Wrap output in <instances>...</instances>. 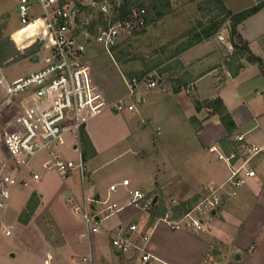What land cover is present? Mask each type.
<instances>
[{"label":"crops","instance_id":"crops-1","mask_svg":"<svg viewBox=\"0 0 264 264\" xmlns=\"http://www.w3.org/2000/svg\"><path fill=\"white\" fill-rule=\"evenodd\" d=\"M203 1L206 0H171V4L174 8L178 6V11L183 9L180 14L183 16L189 6V17H184V21L190 23L199 15L197 5ZM220 1L227 10L237 13L262 0ZM190 8L194 9V16L190 15ZM37 13L40 14L39 11ZM32 22L31 25L38 24L34 30L24 34L20 45L12 42L19 52L34 50L28 57L36 65L35 71L41 67L49 47L47 36L38 30L41 29L40 22ZM28 27L20 25L18 29ZM226 27L228 21L213 36L199 42L195 38L200 33L199 26L191 30L190 34H185L183 37L186 39H182L180 32H172V37H169L170 34L166 41L163 40L161 52L173 56V68H163L159 74L156 70L142 73L152 66L143 69L140 63L130 64L114 51L133 33L128 34V37L120 35L113 56L98 46L112 62L116 75L110 71L101 73L99 77L91 75V64L96 63L99 57L95 56L100 53L86 58L84 51L81 60L88 68L89 79L104 107L99 115L90 119L82 128L91 145L84 160L80 143L76 145L71 135L65 137L64 145L58 149L66 160H82L85 168L84 182L80 180L77 171L67 178L53 171H43L41 164L45 159L44 153H39L35 160L34 157L27 164L16 159L8 149L5 133L18 129L17 117L24 109L26 96L19 97L9 107L0 108V199L5 194L11 198L7 209L3 207L0 212V250H7L6 257L9 258L2 264H202L207 257L215 258L220 264H264L263 156H257L251 161L255 176L246 181L237 196L223 198L216 211L202 217V232L168 228L163 221L164 216L158 214L164 211L171 219L177 220L183 214H176L173 207H160L155 210V215H151L148 212L125 211L131 207L128 206L104 220L99 234L85 240L81 237L84 232L82 218L72 212L68 203V199L81 201L83 196L93 197L96 193L99 200L104 199L108 187L115 184L117 193L112 199L124 205L129 197L125 187L120 185L123 180H129L131 188L143 190L144 186L141 177L137 175V165L104 171L107 163L120 159L121 153L113 150L132 151L136 156L133 161L136 162L145 161L148 155L158 151L160 161H163L162 167H149V173H142V176H147L143 183L164 189L162 183L167 181L179 189L181 182H184L189 190L188 198H192L182 202L187 201L192 207L203 194L205 186L221 185L227 180L228 167L218 159V154L228 155L238 150L239 145L234 140L236 135H243L248 143L264 145V78L257 65L247 61V53L242 49L246 47L252 55L264 62V7L236 27L233 42L237 48L231 43ZM218 34L224 36V41L218 40ZM177 36H181L179 40L170 43V38L176 39ZM79 39L85 48H93L87 39ZM33 56H37V61L31 60ZM2 68L0 65V77H3ZM226 72L230 77L226 76ZM141 73L152 74L156 87L148 89L141 85L130 98L134 110L116 113L111 109L113 103L108 104L107 99L115 96V102L126 96L123 78L139 77ZM168 76L176 81L165 82L163 78ZM216 97L222 100L234 122L235 129L232 132L226 130L212 109L203 107L195 110L193 99L203 102ZM12 124L15 125L13 128ZM149 124L156 125V133L145 130ZM210 147H215L216 151L210 152ZM111 151L113 153L105 158ZM124 170L131 172V175L121 176ZM168 171L171 172L170 176H167ZM32 172L39 175L38 181L32 179ZM23 183H27V186ZM49 189L51 192H48ZM32 195L36 198L35 203H32L33 211L27 219L20 221V214ZM91 208L97 206L91 204ZM45 216L55 233L56 242L53 244L46 239L37 224ZM129 224L137 226L132 239L141 235L148 236L147 251L152 256L148 263H143L137 255H122L109 244L106 230H115ZM15 249L19 252L23 250L19 262L16 261ZM85 257L90 260L84 262L82 259ZM22 261L25 262L20 263Z\"/></svg>","mask_w":264,"mask_h":264},{"label":"built area","instance_id":"built-area-1","mask_svg":"<svg viewBox=\"0 0 264 264\" xmlns=\"http://www.w3.org/2000/svg\"><path fill=\"white\" fill-rule=\"evenodd\" d=\"M93 4L95 0H18L17 12L20 25L30 26L32 20L33 24L39 21L41 29L38 30L48 39V53L43 57L39 69L10 84L6 83L2 76L0 77V108L9 107L19 97L26 96L24 109L17 117L18 129L16 128L17 130L12 133H5L9 151L16 159L26 164L39 153H44L42 169L56 172L62 178H67L77 171L82 182L85 181L82 160L77 162L66 160L58 149L64 145L67 135H71L76 145H79L83 126L96 117L104 107L95 86L89 79L88 68L81 60L85 45L73 34L79 8ZM35 7L39 9L40 14L34 15ZM144 14L143 8L135 9L127 19L99 28L94 37L95 43L110 54L120 35H127L144 28ZM217 38L219 41H224L222 34H218ZM226 76L230 77L229 73L226 72ZM123 82L127 95L118 98L112 104L116 113L134 110L130 98L141 85L152 89L157 84L152 74L123 78ZM14 126L12 124V128ZM234 140L239 145L237 151L228 155L218 154V159L228 167L227 180L221 185L205 186L197 203L179 219H171L169 214H165L163 221L170 229L204 231L202 217L216 211L223 198L236 197L246 181L255 176V168L251 165V161L257 156L264 157V145L248 143L243 135H236ZM209 151L216 149L210 147ZM31 176L34 181L39 180L37 173L32 172ZM23 185L27 186V183ZM120 185L125 187L129 197V201L124 205L112 199L117 193L115 184L108 187L104 199L95 201L91 195L83 196L81 201L68 199L72 212L78 214L85 225V230L81 234L83 239L89 240L92 235L99 234L102 222L125 207L131 206L141 212H148L151 209L153 200L149 199L146 193L131 188L127 179ZM7 197V194L3 196V198ZM91 204H95L97 208L92 209ZM2 207L0 201V212ZM136 230L135 224H129L115 230L108 229L106 234L110 246L115 251L122 255H137L143 263H148L152 259L147 251L148 236L141 235L137 239H132V234ZM82 260L86 262L90 258L85 257Z\"/></svg>","mask_w":264,"mask_h":264},{"label":"rangeland","instance_id":"rangeland-1","mask_svg":"<svg viewBox=\"0 0 264 264\" xmlns=\"http://www.w3.org/2000/svg\"><path fill=\"white\" fill-rule=\"evenodd\" d=\"M141 2L142 3L140 4L146 5L149 14L150 10H149L148 0H141ZM204 2L205 1L197 5V8L201 6L202 10L200 11L198 9L199 15L197 13L198 15L196 16L197 18L194 17V20L190 23L184 21V17L186 18L189 17L188 16L189 6L186 7L184 16L180 15L183 13V9L178 11V6L174 8L172 4H170L171 8L168 14L164 15L160 19H156L155 15L153 13H150L149 18L152 19L151 21H149L150 23H148L141 32H133V34L129 37L128 34L127 35L124 34L128 38L123 40L117 46L116 49L113 48L114 51L116 50L118 56L122 57L126 61H129L130 64L140 63L143 66V69L145 66L146 67L152 66V68H149L142 73L156 70V72H158L159 74V71H161L163 68H168V69L171 67L173 68L171 64L173 56L168 53L165 54L161 52V47L164 43L163 40L165 39L166 41L168 36L174 31L180 32V35H182V39H184L185 37L183 36H185V34L186 35L190 34L191 30H193L198 26L200 27V24L206 23L208 19L207 15L209 14V8H208L209 5H204L203 4ZM121 4H122V0H95V4L93 5L81 6L77 13V21L75 23L74 33L77 35V39L80 42L82 41L79 38L87 39V43H89L90 45L92 44L91 47H93L90 48L89 46L85 48L84 56L88 58L94 53H100L99 55L95 56V57H99V59H96V63L91 64V69H90L91 75L93 74L95 77H99L101 73H105L106 71H110V73H113L114 75L117 74L115 67L113 66L112 62L107 59V55L105 54L103 49L99 48L98 47L99 45L94 43V37L99 28L111 24L110 23L111 18L114 15H116V8L119 7ZM187 5L188 4H186L185 6ZM17 6H18V0H0V31H1L0 38L2 40L10 41L9 35L13 32L11 34V40L15 41L16 45L19 46L24 37V34H27L28 32L34 30L33 27L35 25H30L28 28H23L21 30L18 29L20 23L17 12L18 11ZM191 9L192 8H190V11L192 12H190V15L194 16L195 15L194 9L192 10ZM38 11L39 9L37 7L33 9V13L35 14H38L37 13ZM180 16H183L181 20L179 19L181 18ZM225 29L228 30V34H229V28L226 27ZM172 35L173 34H171L169 37H172ZM180 37L181 36H177L176 39L170 38V43L179 40ZM10 42L15 52L1 65L3 67L2 68L3 79L8 84H10L14 79L32 72L36 66L35 63L29 61L28 56L23 57V55H26L31 49L24 50L23 52L21 51L19 52L16 49L15 45L12 43V41ZM98 49L101 51H99ZM113 49L110 50L112 56H113ZM142 73L139 74V76L142 75ZM171 76L163 78L164 81L165 82L176 81V79L172 78ZM113 100H115V96H112L110 99H107L108 104L114 103ZM111 109H112V105H111ZM155 128H156L155 124H149L146 125L145 130L148 132L156 133ZM113 151L121 153V155L119 156L120 159L112 160L109 163H107L104 166V171L106 172L111 171L112 169H115L117 167L118 168L123 166L128 167V165H133V166L137 165V167H135L138 170L137 175L141 177L142 186H144L142 187L144 191L143 190L142 191L146 193L149 199L152 200L156 199V203L158 204L159 208L166 207V209H171L172 207L178 205L182 201L192 198V197L188 198L190 197L187 195L189 193V190L187 186H185L186 183L184 182H181L182 185H180L181 183H179L180 185L179 189L178 187L177 188L173 187L174 183L167 181L162 183L160 180V182L164 184V189H162L160 186H157V188L158 187L160 188L156 189L151 184L143 183L147 178V176H142V173L144 172L149 173L148 172V169H150L149 167L158 166L160 169L162 167L161 163L163 161H160V153L158 151L156 154L148 155L149 156L148 159L142 162L133 161L136 156H134L132 151H126V152L123 150H113ZM110 153L112 154L113 152L111 151L106 155L104 154L105 158ZM35 159L36 157L33 160ZM151 159L154 160L152 161ZM156 159L158 161H155ZM190 167L192 169V166ZM42 170L46 171L44 169ZM168 172L169 173L167 174V176H170L171 172L170 171ZM123 175H131V172L124 170L123 173L121 172V176ZM156 179H158V175L156 176ZM202 181H204L203 177H202ZM48 192H51V189H49ZM0 200L4 209H7V204L11 203V198L2 197ZM155 210L156 209L154 207H151L148 213H150L151 215H155ZM125 211H139V210L134 207H128L126 208ZM37 224L40 226V229L47 240H51L52 244L53 242H56V239L54 238L55 237L54 230L52 229L51 224L47 217L43 218V220L41 221H38ZM165 225L167 224L165 223ZM84 230H85V225H84ZM50 236L53 237L51 238ZM25 248L26 250H29L28 247ZM6 251L7 250L5 249L0 250V264H2L5 260L9 259L8 257H6L7 256ZM21 252H23V250H20L19 252L18 249L17 250L15 249L17 262L20 261ZM24 262L25 261H22L20 263H24ZM202 264H220V263L215 258L211 259V257H207ZM223 264L226 263L224 262Z\"/></svg>","mask_w":264,"mask_h":264},{"label":"trees","instance_id":"trees-1","mask_svg":"<svg viewBox=\"0 0 264 264\" xmlns=\"http://www.w3.org/2000/svg\"><path fill=\"white\" fill-rule=\"evenodd\" d=\"M148 2H149L150 13H153L155 15L156 19L162 18L164 15L168 14V12L170 11V8H171L170 0H148ZM140 3H142L141 0H122V4L116 8V15H114L111 18L110 23H114L117 21H122L124 19H127L131 15L133 10L143 8L145 10V14H144V21H145L144 28H145V26L148 23H150L149 21H151L152 19L149 18L150 13L148 14V10H147L146 5H143ZM203 4L209 5V7H208L209 8V14L207 15L208 19H207L206 23L200 24L201 30H200V33L195 37L196 41L199 42L201 40H204V39H207V38L213 36L215 33H217L219 31V29L222 27V25L226 21H228L229 39H230L231 43L234 44L233 38H234V35L236 34V27L242 21H244L246 18L255 14L261 8H263L264 7V0H262L261 2H259L258 4L254 5L250 8H247V9L242 10V11L237 12V13H232L229 10H227L220 0H208V1L206 0ZM198 9L201 11L202 7L199 6ZM37 24H38V22L36 23V25ZM36 25L33 27V29H35ZM143 29H141L140 31H136V32H141ZM0 36H1V31H0ZM9 40L12 41L11 39H9ZM10 41L2 40L0 38V65H2V63L5 60H7L9 57H11L13 55V53L15 52L11 46ZM235 46L237 48V45H235ZM239 49H240V47H239ZM242 49H243V51H246V53H247V55H246L247 61L256 64L261 75L264 78V62L262 61V59L252 55L247 50L246 47H243ZM32 51H34V50H31L26 55H23V57L30 56ZM193 101H194V107H195L196 111L200 110L203 107L208 108V109H212L214 114H217L219 116V119H220L221 123L223 124V126L226 128V130L228 132L234 131V129H235L234 122L232 121L228 112L225 110V108L223 106V102L219 97H216L213 100H206L203 102H199L195 99H193ZM191 119L193 120L194 118H191ZM79 142H80L82 159L84 160L86 158V155L89 152V150H91V145H90V141H89V139H88V137H87V135L83 129L80 131V141ZM35 201H36V198L34 195H32L30 197V200L28 201L24 211H22V214H20V217H19L20 221H23L24 218L27 219L29 217V215L32 213L33 208H34V204H32V203L33 202L35 203ZM152 207H154L156 209V211L158 210L159 207H158V204L156 203V201L154 203L152 202ZM190 207H191V205L189 204V202L185 201V202H182V203L178 204L177 206L173 207L172 210H175L176 214L178 213V214L182 215ZM164 214L165 213L163 211V212H160L158 215L163 217Z\"/></svg>","mask_w":264,"mask_h":264},{"label":"water","instance_id":"water-1","mask_svg":"<svg viewBox=\"0 0 264 264\" xmlns=\"http://www.w3.org/2000/svg\"><path fill=\"white\" fill-rule=\"evenodd\" d=\"M31 60L32 61H37V56H33V57H31ZM93 200H95V201H97L98 200V194L96 193L93 197ZM156 201V199H153V203Z\"/></svg>","mask_w":264,"mask_h":264}]
</instances>
